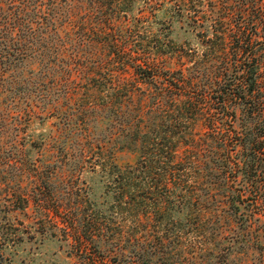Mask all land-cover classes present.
<instances>
[{
	"label": "trees",
	"instance_id": "trees-1",
	"mask_svg": "<svg viewBox=\"0 0 264 264\" xmlns=\"http://www.w3.org/2000/svg\"><path fill=\"white\" fill-rule=\"evenodd\" d=\"M173 19L194 42L170 38ZM31 59L42 67L37 84L51 88L20 98L70 122L108 118L121 147L138 152L119 166L95 143L105 209L80 174L60 193L40 183L34 163L30 188L3 180L5 165L19 169L2 135L20 116L2 106L4 73ZM0 79V264L5 249L32 237L13 215L31 203L74 264L144 263L152 227L160 249L184 234L172 216L184 211L198 220L240 213L236 239L264 247V0H0ZM86 141L70 164L82 168L96 152Z\"/></svg>",
	"mask_w": 264,
	"mask_h": 264
},
{
	"label": "rangeland",
	"instance_id": "rangeland-1",
	"mask_svg": "<svg viewBox=\"0 0 264 264\" xmlns=\"http://www.w3.org/2000/svg\"><path fill=\"white\" fill-rule=\"evenodd\" d=\"M167 16L160 13V17ZM169 34L176 42L195 41L192 33L186 30V25L176 19L172 20ZM41 68L38 60L31 59L4 73L8 82L7 89L10 90L1 94V105L6 110L5 103L10 104L11 111L18 112L20 116L12 120L6 117L11 121L2 135L4 155H13L18 161L19 169L5 165L3 180L30 188L34 163L40 183L43 184L41 180L47 181L56 193H60L64 185L69 183L70 177L75 178L80 174V186L87 188L89 198L96 207L105 209L110 195L105 193L106 178L99 166L95 169L92 167L98 157L95 143L102 144L106 154L119 166L133 164L138 158V152L132 148L121 147V142L112 134L108 118L99 116L87 125L83 124L80 117L75 122H70L67 115H46L40 106H35V101L20 98L25 91L34 94L38 90L49 89V83L44 86L37 84V80L42 79ZM3 82L0 79V84ZM65 104L60 102L63 109L68 110ZM29 109L30 112L26 113ZM86 137L92 138L97 153H85L81 168L79 165L70 164L68 159L72 157V151L79 154L80 148L87 145ZM14 139H17V147L12 148L10 143ZM189 214L185 211L172 213L178 223L186 225L185 232L181 236L173 237L174 242L166 240L160 249L153 244L157 234L152 227L153 243L149 248V260L134 264H264V247H257L251 241L241 242L236 239L237 233H243L240 213H206L202 220L192 217L190 219ZM13 215L28 227L32 237L24 235L23 241L5 249L7 260L2 264L75 263L76 258L70 253L68 242L61 240L55 229L45 226L38 219L43 213H36L32 203L25 212L17 210ZM189 219L192 224H188ZM188 225L192 228L188 229ZM168 231L166 235L163 233L164 237L172 233V230ZM182 235L185 236L184 240H178Z\"/></svg>",
	"mask_w": 264,
	"mask_h": 264
}]
</instances>
